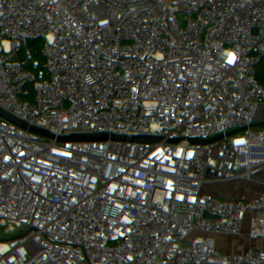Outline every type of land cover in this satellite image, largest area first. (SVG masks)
I'll use <instances>...</instances> for the list:
<instances>
[{"label":"built area","instance_id":"obj_1","mask_svg":"<svg viewBox=\"0 0 264 264\" xmlns=\"http://www.w3.org/2000/svg\"><path fill=\"white\" fill-rule=\"evenodd\" d=\"M154 1L0 0L1 261L264 264L240 198L214 208L264 204V46L181 38Z\"/></svg>","mask_w":264,"mask_h":264},{"label":"trees","instance_id":"obj_2","mask_svg":"<svg viewBox=\"0 0 264 264\" xmlns=\"http://www.w3.org/2000/svg\"><path fill=\"white\" fill-rule=\"evenodd\" d=\"M154 6L167 23L180 28L181 38L192 30L203 31L213 40L229 39L248 54L255 53L259 45L264 46V0H155ZM42 68L44 77L54 71V67L48 69L42 65ZM255 190L243 182L238 195H221L214 208L220 216L232 217L231 201L242 196L253 197ZM252 231L264 235V213Z\"/></svg>","mask_w":264,"mask_h":264},{"label":"crops","instance_id":"obj_3","mask_svg":"<svg viewBox=\"0 0 264 264\" xmlns=\"http://www.w3.org/2000/svg\"><path fill=\"white\" fill-rule=\"evenodd\" d=\"M240 201H242L244 203V207L238 208L236 206L235 207L236 210H238L239 213L242 215V217L245 220H247L252 227L255 228L257 226V224L259 223L262 214L264 213V204L256 201L253 197H248V196L240 197ZM248 212H252V213L255 212V221H253L254 218L249 217L250 215L248 214ZM261 235H263V234H261ZM221 244H223V243L221 242ZM220 251H221L220 247H217V249H215V251H214V257L222 258V257L226 256L225 252H220Z\"/></svg>","mask_w":264,"mask_h":264},{"label":"water","instance_id":"obj_4","mask_svg":"<svg viewBox=\"0 0 264 264\" xmlns=\"http://www.w3.org/2000/svg\"><path fill=\"white\" fill-rule=\"evenodd\" d=\"M160 20L163 23H167V21L162 17V15L160 16ZM230 86L232 89V95L235 96L238 101H241L248 96L247 92L241 89L234 81H230ZM178 94L179 97L189 105L190 111H195L199 108L201 104L202 93L198 94V96H196L195 98H189L184 94H182L181 92H179ZM98 102H99L98 108L102 111L103 118L105 119L108 118L109 112L105 108L104 103L101 100H98ZM194 263L195 262H191L188 264H194ZM0 264H7V263L0 260Z\"/></svg>","mask_w":264,"mask_h":264},{"label":"rangeland","instance_id":"obj_5","mask_svg":"<svg viewBox=\"0 0 264 264\" xmlns=\"http://www.w3.org/2000/svg\"><path fill=\"white\" fill-rule=\"evenodd\" d=\"M138 58L142 61V64L146 67V68H151L156 62H157V55L154 54V53H141L138 55ZM222 195V194H221ZM221 195L219 196H216L214 198L215 202L219 201V199L221 198ZM238 208H243L244 207V203L242 201L238 202L237 205H236ZM248 214L250 215L249 217L250 218H254L253 221H255V212L252 213V212H248ZM246 221V220H245ZM247 222V221H246ZM213 262L215 261H219V260H222V258H216V257H213L211 259Z\"/></svg>","mask_w":264,"mask_h":264},{"label":"snow or ice","instance_id":"obj_6","mask_svg":"<svg viewBox=\"0 0 264 264\" xmlns=\"http://www.w3.org/2000/svg\"><path fill=\"white\" fill-rule=\"evenodd\" d=\"M102 23H107V21H103ZM233 59H234V57H233Z\"/></svg>","mask_w":264,"mask_h":264}]
</instances>
